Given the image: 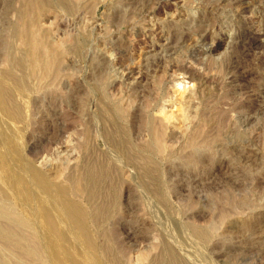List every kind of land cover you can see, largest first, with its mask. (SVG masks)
Segmentation results:
<instances>
[{"label":"rangeland","instance_id":"1","mask_svg":"<svg viewBox=\"0 0 264 264\" xmlns=\"http://www.w3.org/2000/svg\"><path fill=\"white\" fill-rule=\"evenodd\" d=\"M42 1L0 0V205L8 209L0 216V264H107L92 214L108 200L114 204L101 230L124 240L128 264L158 254L163 244L187 264H211L209 249L194 245L188 221L204 227L211 242L225 243L230 250L222 259L264 264V229L253 230L254 218L247 216L264 213V101L255 96L264 86V51L242 57L237 52L240 25L229 18L230 8L219 17L208 13L204 0L161 6L155 0ZM178 12L180 20L167 15ZM247 21L253 28L259 24L253 15ZM145 24L154 31H141ZM176 29L189 38L175 41ZM206 32L215 48L192 57L190 48ZM230 55L240 57L246 73L238 90L222 84ZM182 62L195 71L193 80L180 69ZM127 70L136 78L124 80L121 73ZM193 88L200 107L186 121L193 128L186 136L196 144L205 138L207 148L214 141L205 156L216 162L212 167L201 168L187 157L188 142L179 145V101ZM251 99L256 106L248 114L231 109L232 103ZM117 107L124 110L123 118ZM247 115L253 121L236 127ZM164 118L174 129H164V146L151 155L145 146L153 136L146 124ZM230 120L236 129L223 138ZM216 127L220 135L212 139L208 131ZM122 128L125 145L157 167L145 184L127 161L124 145L115 143ZM60 130L71 157L57 154ZM257 132L263 134L259 141L252 137ZM102 160L109 161V171ZM189 174L193 181L178 180ZM65 182L75 185L70 201L86 209L97 243L70 220L68 199L60 190ZM162 186L167 205L154 198ZM240 199L248 204L241 206ZM128 230L131 238L125 236Z\"/></svg>","mask_w":264,"mask_h":264},{"label":"bare ground","instance_id":"2","mask_svg":"<svg viewBox=\"0 0 264 264\" xmlns=\"http://www.w3.org/2000/svg\"><path fill=\"white\" fill-rule=\"evenodd\" d=\"M47 1L48 0H43L42 5L45 3L47 4L48 3ZM155 1L157 2L156 5L161 6L162 4H165V3H167V4L172 3L173 0H155ZM179 1L182 2L183 0H179ZM175 4H177V3L175 2ZM204 4L206 5L205 7L209 8L208 13H210L211 15H217L219 17H220V15H222L223 13L226 12L227 8H230L228 10V13L230 14L229 18L231 17L232 21L237 22L240 25V32H238L237 36L235 37V47L237 49V52L239 50L240 54H242L241 57L243 55H247L250 53L264 51V0H235L234 2L232 0H204ZM42 5H41V7H42ZM254 10H257V11H254ZM250 13H253L252 14L253 16L258 17L259 24H258V26L256 25L257 27L253 28V27H250L248 25L247 19H248V17L252 16ZM167 15L169 16L170 19L180 20L178 18L181 17L182 13H180V12L168 13ZM215 20H216V18H215ZM197 27L201 28L200 26H197ZM154 28L155 27H153V26L145 24L140 29L143 32H148V33L151 32L152 33V31H154ZM198 30H200V29H198ZM182 33L183 32H179V29H176L172 32V36L175 39V41L177 40L179 42L180 40H182L184 42L185 40H187L189 38V36L187 34L182 35ZM208 33L207 34H203V33L200 34L199 33L200 35L197 37V40H196V42L199 44L196 43L197 45L195 47L194 46L191 47L189 50V53L192 57L196 56L199 52L205 51V53H206V51H211L212 47L215 48L216 45L214 43H208L207 42L209 39V37L207 36ZM223 39H225V38L220 39V41H222ZM178 42H176V43H178ZM173 45H174V43H173ZM155 46H156L155 44L151 45V47L149 48V52L155 51V49H156ZM34 50H36V49H34ZM34 52L35 51H33V53ZM35 54H36V52H35ZM235 55H237V54H235ZM36 57L32 54L30 56L31 61H34V58H36ZM230 57H231V55H230ZM239 58L236 56H233L230 59H228V61L226 60L228 63L225 65V68H224L225 72L223 74L225 75V77L223 76L224 79L222 80V84L225 85L228 88V90H229V88H231L232 90H238L244 84V83H242V80L245 79L246 73H245V71H243V68L241 69ZM37 62H38V60H37ZM39 65H40V63H39ZM179 67L181 70L185 71V73H186L185 77L193 80L196 73L194 70H192L190 68V65L182 62V64ZM128 70H127V72H122L121 77L124 80H128V81L131 79H135L136 78V75H134L135 72L133 70L132 71H128ZM188 71L191 73H189ZM36 73H37V70H34L33 75L35 76ZM221 79L218 80V82L219 81L221 82ZM255 96L260 97V99H262L264 101V86H262L261 89H259V88L256 89ZM168 101H169V105L172 106L173 101L172 102H171V100H168ZM207 101H209V100H207ZM208 103H210V102H208ZM179 104H180L179 110H181V112H182V121H183L182 122L183 123L182 124L183 125L182 130L179 132L180 133L179 145L182 147H185V142H188V145L186 146V147H189L187 157L190 160H197V162L200 164L201 168L214 166L216 164V162L205 157L207 155V153L209 152V148L210 149L213 148L211 145L214 143V141L210 144V147L207 148L206 143L202 144V142L204 141L205 138L202 140L201 143L196 144V142L193 140L191 135L186 136V132L188 133L190 131V127H191L190 124L186 123V121L189 118L195 117L194 113L196 114L197 109H199V107H200V106H198V103L196 100V89L193 88V89L189 90L186 93V95L181 98V100L179 101ZM255 106L256 105L254 104V101L251 99V100H246V102L245 101H242V102L236 101L235 103H232L231 109L236 110L239 113V115H241L240 113H245L246 111L248 114ZM116 113L121 118H123L125 116L124 110L120 107L116 108ZM224 113H226V112H224ZM226 117L227 116H225L224 118H226ZM242 117L240 116L238 118L239 126H236V127H239V128L245 127L246 125L250 124L254 119L250 115H247L246 118L243 117L244 119H241ZM165 118H164V120L161 119L162 123H155L154 121L150 120L146 124V129L148 130L149 134H152V136H153V139L151 140V142L145 146V148L151 153V155H155L157 152H161L160 147L164 146V140H163L164 129L166 127L169 129H174V125H170L169 119L165 120ZM168 118H169V116H168ZM161 121H159V122H161ZM236 121H237V119L235 121H232V122H234L233 125H236ZM222 122H224V121H221L219 124H222ZM232 122H231V120L228 122V125L230 127H231ZM195 127L197 128V125ZM235 129L236 128L231 127V130L229 132H227L226 134H224L223 138L226 137V135H228V134L231 135V131L235 130ZM58 132H59V136L57 135L58 146H57L56 151H57V154L59 156H64L67 153V150L69 147V145H68L69 140L61 141L60 138L62 137V131L60 130ZM184 133H185V136H184ZM214 134H215V137H219L220 133H219L218 127H216V130L208 131V136L211 137L212 139H214V136H213ZM262 135L257 132L252 137L256 141H259V139ZM126 138H127V130L125 128H122L121 133L118 134V136L116 137L117 141L115 143L120 145V146L124 145L123 149H125L124 152H125L127 161L136 167V169L138 170L141 182H143L145 184V183H147L148 176L153 171H156L157 167L154 166V163L150 157L148 158V156H144V155L138 156V155H136L133 147L125 145L126 144L125 143ZM263 149H264V145H263ZM71 152L67 153V155L69 157H71L73 155V153L71 154ZM39 160H40L39 163H41V164H43L45 162L44 158H42V159L39 158ZM109 165H110L109 161H106V160L103 161V170L109 171ZM93 167H95V166H93ZM96 167H97V165H96ZM90 168H91V166H90ZM262 170L264 171V167L262 168ZM91 171H93V170H91ZM94 171H96V170H94ZM98 174H99V171H98ZM109 174H110V172H109ZM104 175H105V173H104ZM38 176H39V179H41L42 181H45L46 178L42 174H39ZM182 176H184V177H182ZM182 176H180L178 178V180L179 179L182 180L183 178L188 177L190 179V181H193V178H190V177H192V174L182 175ZM245 176H249V174H245ZM108 178H109V175H108ZM256 184H257V186H259V182H256ZM60 190H61V193H63L68 199L67 212L69 214L70 220L73 222V224H75L80 229L81 232H83V234H85V236L88 238V240L90 242H92V243L96 242L97 243V240H96L97 238L94 237V235H92V233L90 232L91 224H92V223L90 224V222H92V221H89L86 209L84 207L76 205L70 201V198L72 196H75V194H76L75 185L72 183L65 182L64 184L61 185ZM153 193L156 196V197L154 196V198H156V199L159 198V200H161L162 203H164V204L166 203V205L168 204L169 198L165 192V187L162 186L160 188H157L156 190H154ZM261 194L264 195V189H263V191H261ZM113 204H114V201L108 200V201H105V203H102L99 206H97L96 208H94V210H93L94 213L92 214V216H94L93 217V225L95 226L96 229H98L97 235L99 236V241L101 242L100 243V246H101L100 249H101V253H102L101 256L106 260V263L107 264H128V262H126L127 259L125 258L126 253H127V248H126V246H124V244H125V243H123L124 240L123 241L121 240L122 242H119V239H116L117 237L115 238L111 233H106L105 230L104 231L101 230L102 222L105 219H107V215L112 212V205ZM239 204L241 206L247 205L248 202L240 199ZM7 212H8V209L6 208L5 204L0 205V216L1 215L5 216ZM258 213L259 214L256 217L255 216L252 217L251 215H253V214L247 215L248 218L250 219V221L254 218L253 222H251V226L254 228L253 230L264 229V213H262V212H258ZM224 223H226V222H224ZM49 224L52 225L50 220H49ZM215 224L217 225L218 223H215ZM186 226H187V229L189 230V234L193 240L194 245L196 247L202 249V250L207 249V248L209 249V252L206 254L207 255L206 258H208V260L211 262V264H231V261L222 259V257L225 256L226 253H228L230 250L228 247L224 246V244H225L224 242H221V241H216L214 243L211 242L210 233L204 227H201L197 224L191 223L190 221H188L186 223ZM129 232H130V230H128L126 235H125L127 238H131V232L130 233ZM121 233H123V232H121ZM119 238H120V236H119ZM162 247L160 248L158 254H156V255L153 254V256H149V257L147 255H141L140 258H138L135 261V264H187L186 261L183 260V258L181 256L178 255L179 256L178 257L176 255V253L169 247V245L163 244ZM34 252H35L36 260L39 261V258H40L39 251H34ZM69 258H70V256H69ZM253 261H254V259L252 260V262ZM73 262L75 264H77L75 261H73ZM250 262L248 264H251ZM254 262H256V260ZM254 264H256V263H254Z\"/></svg>","mask_w":264,"mask_h":264}]
</instances>
